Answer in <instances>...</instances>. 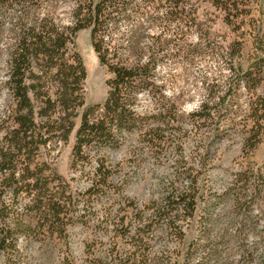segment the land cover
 Wrapping results in <instances>:
<instances>
[{"label":"trees","instance_id":"1","mask_svg":"<svg viewBox=\"0 0 264 264\" xmlns=\"http://www.w3.org/2000/svg\"><path fill=\"white\" fill-rule=\"evenodd\" d=\"M202 1L222 13L234 38L221 44L200 34L195 52L186 34L199 30L198 0H0V69H6V77L0 76V264H19L20 236L65 233L77 197L69 181L38 157L40 148L67 142L77 117L70 169L83 165L92 148L97 162L87 198L113 188L116 166L107 153L133 133L157 153L171 140L165 129L173 128L172 136L180 138L179 126L188 121L207 141L196 148L200 170L214 159L216 143L237 142V167L223 171L227 182L220 193L177 150L183 172L176 178L184 174L187 183L163 187V197L151 203L152 214L177 240L201 224L204 243L187 244L186 258L173 264H192L196 250L202 254L194 264H213L228 241L237 243L242 264H264V224L258 227L264 218V161L251 159L264 142V1L258 17L252 15L253 0ZM60 4L70 6L66 24L54 16ZM149 28L158 33L147 35ZM83 29H89L92 50L109 74L105 99L91 105L85 104L86 70L75 47ZM247 38L251 47L244 57ZM195 53L213 65L200 73L198 107L182 115L164 96L158 70L167 59L189 60ZM141 94L150 97L153 111L154 126L145 130L146 116L137 111ZM201 204L204 212L197 217ZM182 221L189 226L183 228ZM248 234L258 240L246 245L242 239ZM132 257L127 264H134Z\"/></svg>","mask_w":264,"mask_h":264},{"label":"rangeland","instance_id":"2","mask_svg":"<svg viewBox=\"0 0 264 264\" xmlns=\"http://www.w3.org/2000/svg\"><path fill=\"white\" fill-rule=\"evenodd\" d=\"M263 1L253 0L251 6L254 17H258V10ZM197 5L196 19L200 27L199 30L191 28L187 31L186 41L189 50L198 51L200 34L206 33L210 39L221 44L234 38V34L223 24L222 13L219 10L202 0H198ZM69 10V5H55L54 16L61 23L66 24ZM156 33L158 30L155 28L147 29V35ZM75 47L86 70L85 104L101 103L107 95L105 81L109 74L99 64L92 50L89 29L80 30L76 34ZM250 47L247 38L243 50L244 57ZM209 65H213L211 60L207 57H199L195 53L189 60L167 59L158 70V75L165 82L164 96L175 103L180 114L187 115L198 107L202 99L200 73ZM0 76L6 77V69L2 66ZM150 100V97L144 94L139 95L137 100V111L146 116L144 130L154 126V120L150 117L153 113ZM74 123V129L67 142L58 143L55 148L51 145L40 148L38 157V161L49 163L56 173L69 181L77 197L71 209V221L62 236L49 233L20 236L19 264H127L126 258L130 255H134L132 257L134 264H173L175 261L182 263L186 258L187 244L192 243L196 247L204 243L199 222L191 226L192 232L189 236L186 234L182 240H177L165 228L164 222L153 216L151 203L160 201L165 194L163 187L169 182L175 181L176 186L180 188L187 183L184 174H179L176 178L177 173L183 172L177 163L179 159L177 150L181 151L187 165L192 167L193 171L204 173L206 185H209L215 193H220L227 182L223 171L226 169L231 171L237 167L233 160L239 155L237 142L216 143L217 153L211 154L214 159L205 169L200 170L196 148L207 141L201 140L199 133L188 121H183L179 126L183 135L180 138L172 136L173 128L165 129L166 137H170L171 140L165 145L164 150H159L157 153L145 139L133 133L122 141L116 151L107 153L110 163L116 166L112 171L113 188L97 190L95 195L87 198L85 191L91 183L88 176L96 170V156L93 155L92 148L89 159L83 165L73 171L70 169L71 150L80 118L77 117ZM179 143H181L180 147ZM251 159L258 164L264 161V142L258 146ZM122 180L125 184L120 186ZM203 207L204 204H201L197 217L204 212ZM219 209L220 205L217 204L213 212L217 213ZM256 212L257 209L254 208L252 213L256 214ZM263 224L264 218L259 219L258 227ZM181 225L187 228L189 223L182 221ZM125 229H127L126 235L119 236ZM137 229H143L145 232L138 234ZM257 240L258 237L252 234L242 239L246 245ZM236 246L237 243L231 241L225 243L221 259L213 264L227 262L242 264L241 253L237 251ZM201 254L199 250L192 252L189 262L196 263ZM251 264H257V261Z\"/></svg>","mask_w":264,"mask_h":264}]
</instances>
